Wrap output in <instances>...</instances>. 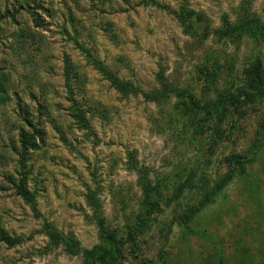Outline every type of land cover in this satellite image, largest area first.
<instances>
[{
    "label": "rangeland",
    "instance_id": "rangeland-1",
    "mask_svg": "<svg viewBox=\"0 0 264 264\" xmlns=\"http://www.w3.org/2000/svg\"><path fill=\"white\" fill-rule=\"evenodd\" d=\"M0 264H264V0H0Z\"/></svg>",
    "mask_w": 264,
    "mask_h": 264
},
{
    "label": "trees",
    "instance_id": "trees-1",
    "mask_svg": "<svg viewBox=\"0 0 264 264\" xmlns=\"http://www.w3.org/2000/svg\"><path fill=\"white\" fill-rule=\"evenodd\" d=\"M248 3L243 2L240 8L237 11V15L235 21L232 24H227L225 28L221 32V38L228 40L230 43H234L242 39V37L250 33L251 31H255L256 28V20L252 17L253 14L250 12V8L248 7ZM178 22L185 34L190 36H200L202 39H206L208 37L209 32H203L199 34L196 32V25L203 22L204 17L201 14H197L192 10L187 8H181L177 14ZM67 64V62H66ZM98 70L102 75L109 81L111 86L122 95L134 94L135 88L129 84L120 81L117 77L112 75L110 72L106 71L104 68L100 67L99 64H96ZM65 76L66 81L68 80V68H65ZM177 93V90L174 86H172L167 79L162 75V79L160 80V88L147 94L145 97L147 100L159 103L164 102L173 94ZM74 117L78 122H80L83 126L86 125L85 118L83 114L79 110H74ZM138 180L141 185L144 193L146 194L149 191L147 176L143 171H138ZM147 189V190H146ZM23 196H27L28 193L26 190L22 188L21 190ZM94 202V201H93ZM50 239L54 244L62 243L68 247V251L73 252V248L76 244L72 243L71 239L63 238L57 234L50 233Z\"/></svg>",
    "mask_w": 264,
    "mask_h": 264
}]
</instances>
